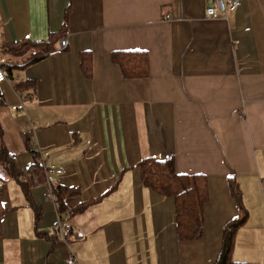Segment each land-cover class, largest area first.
Instances as JSON below:
<instances>
[{
	"label": "crops",
	"instance_id": "1",
	"mask_svg": "<svg viewBox=\"0 0 264 264\" xmlns=\"http://www.w3.org/2000/svg\"><path fill=\"white\" fill-rule=\"evenodd\" d=\"M226 3L0 0L1 140L21 173L5 175L0 264H214L239 215L230 178L249 213L233 260L264 264V0ZM65 20L42 59L16 50ZM132 50L148 54L147 76L113 59ZM146 157L206 176L199 239H180L175 198L143 183ZM50 167L63 170L51 185ZM54 186L74 191L67 212L47 199Z\"/></svg>",
	"mask_w": 264,
	"mask_h": 264
},
{
	"label": "trees",
	"instance_id": "2",
	"mask_svg": "<svg viewBox=\"0 0 264 264\" xmlns=\"http://www.w3.org/2000/svg\"><path fill=\"white\" fill-rule=\"evenodd\" d=\"M66 25L67 21L65 20L62 30L51 33L47 40L27 43L39 49L38 52L33 54V60L42 59L55 48V44L66 31ZM113 59L120 64L126 78L145 77L149 74V58L145 51L115 52L113 53ZM85 70L90 72L88 63H85ZM1 134L2 130L0 128V234L2 232V218L6 212L3 205L7 190L5 175L8 173L19 177V174H21L14 165L13 155L9 153L2 142ZM35 165L37 168L43 167L39 161ZM138 165L141 168L142 181L146 186L159 194L175 198L178 237L182 240L199 239L203 234L204 228V207L209 200V187L206 176L179 174L176 170L173 157L165 160L146 157ZM24 185L27 192H29V183H25ZM229 186L231 194L237 200L239 215L225 224L222 247L214 264H250L233 260L232 254L237 231L246 223L249 213L242 202V193L235 178L229 179ZM52 190L59 206V212H67L65 199L73 195L74 191L62 186H54Z\"/></svg>",
	"mask_w": 264,
	"mask_h": 264
},
{
	"label": "built area",
	"instance_id": "3",
	"mask_svg": "<svg viewBox=\"0 0 264 264\" xmlns=\"http://www.w3.org/2000/svg\"><path fill=\"white\" fill-rule=\"evenodd\" d=\"M218 2V6H219V11L224 13L227 11V3L226 0H217ZM220 16V14L218 13H213L212 17L213 18H218ZM7 79V75L4 73V71L0 68V81H4ZM0 101L4 104L7 105L6 101L0 97ZM12 109L14 110H25V105H24V100H21L17 105H13ZM51 172H57V173H61L63 172L62 169H56L53 167H50L47 169V182L49 183V185H51L52 183V177L50 176ZM50 193L49 195H47V199H55L52 187H50ZM69 229H71V224L68 222V220L63 217L59 218V221L57 222L56 226H55V230L56 232H60L62 234H64V232H67ZM75 262V257L72 256L69 258V263L72 264Z\"/></svg>",
	"mask_w": 264,
	"mask_h": 264
},
{
	"label": "rangeland",
	"instance_id": "4",
	"mask_svg": "<svg viewBox=\"0 0 264 264\" xmlns=\"http://www.w3.org/2000/svg\"><path fill=\"white\" fill-rule=\"evenodd\" d=\"M16 50L17 51H25V50H28V52L31 53V55H32V54L38 52L39 49L37 47H34L31 44H22L20 46H17L16 47Z\"/></svg>",
	"mask_w": 264,
	"mask_h": 264
}]
</instances>
